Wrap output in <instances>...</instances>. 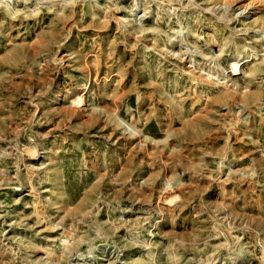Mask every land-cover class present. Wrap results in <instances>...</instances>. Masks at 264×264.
Instances as JSON below:
<instances>
[{"label": "rangeland", "instance_id": "1", "mask_svg": "<svg viewBox=\"0 0 264 264\" xmlns=\"http://www.w3.org/2000/svg\"><path fill=\"white\" fill-rule=\"evenodd\" d=\"M244 4L0 0V264H264Z\"/></svg>", "mask_w": 264, "mask_h": 264}, {"label": "bare ground", "instance_id": "2", "mask_svg": "<svg viewBox=\"0 0 264 264\" xmlns=\"http://www.w3.org/2000/svg\"><path fill=\"white\" fill-rule=\"evenodd\" d=\"M237 3H245L243 6H244V9L246 10H249L253 7V0H236ZM234 68V67H233Z\"/></svg>", "mask_w": 264, "mask_h": 264}]
</instances>
